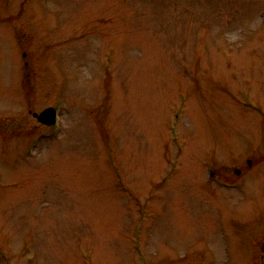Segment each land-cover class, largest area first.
I'll list each match as a JSON object with an SVG mask.
<instances>
[{
	"label": "rangeland",
	"instance_id": "obj_1",
	"mask_svg": "<svg viewBox=\"0 0 264 264\" xmlns=\"http://www.w3.org/2000/svg\"><path fill=\"white\" fill-rule=\"evenodd\" d=\"M208 165L248 171L227 188ZM245 220L264 0H0V264H264Z\"/></svg>",
	"mask_w": 264,
	"mask_h": 264
},
{
	"label": "flooded vegetation",
	"instance_id": "obj_2",
	"mask_svg": "<svg viewBox=\"0 0 264 264\" xmlns=\"http://www.w3.org/2000/svg\"><path fill=\"white\" fill-rule=\"evenodd\" d=\"M239 164H242L241 160L239 161ZM246 166L248 169L251 168V160L250 159L246 160ZM225 167H227V169H228L231 166H225ZM227 169H225L226 171H223L222 169L216 170V168L212 167L211 165H208V169H207L208 171L207 172H208V178H210V182H214L215 180H217V182H221L224 187L228 188V186H230V185H228V183H233V182L239 181L241 176L248 171V169L246 171H244L242 166L231 170V173H230V170H227ZM230 177H231V179H230ZM262 222L263 221L258 220L259 224H256L254 226V228H251V229H253L251 231V233L253 232V234H254L252 237L257 235V238H258L260 233L262 234L263 228H264V223H262ZM248 223H249V221L245 220V226H243L241 238L238 240L239 244H240L239 246L241 247L242 250H240L238 252L244 254V256H246V257H252L254 254L257 253L258 249H260V251H261L260 257L264 258V235H261V238H262L261 241L262 242H261V245H258L259 248H258V246L254 247L252 245L253 239L248 234V230L250 229L247 227L249 225ZM238 241L234 242V243L236 244V243H238ZM227 244L229 245L228 242H227ZM256 248H257V251H256ZM225 252H228V250L227 251L225 250Z\"/></svg>",
	"mask_w": 264,
	"mask_h": 264
},
{
	"label": "water",
	"instance_id": "obj_3",
	"mask_svg": "<svg viewBox=\"0 0 264 264\" xmlns=\"http://www.w3.org/2000/svg\"><path fill=\"white\" fill-rule=\"evenodd\" d=\"M33 116L36 117V119L46 125H52L56 122V110L53 107H47L41 112L33 113Z\"/></svg>",
	"mask_w": 264,
	"mask_h": 264
}]
</instances>
